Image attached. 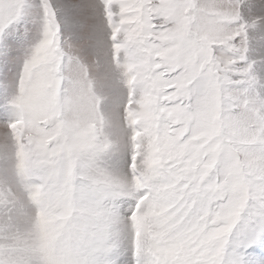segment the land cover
<instances>
[{
  "label": "rangeland",
  "instance_id": "obj_1",
  "mask_svg": "<svg viewBox=\"0 0 264 264\" xmlns=\"http://www.w3.org/2000/svg\"><path fill=\"white\" fill-rule=\"evenodd\" d=\"M0 264H264V0H0Z\"/></svg>",
  "mask_w": 264,
  "mask_h": 264
},
{
  "label": "crops",
  "instance_id": "obj_2",
  "mask_svg": "<svg viewBox=\"0 0 264 264\" xmlns=\"http://www.w3.org/2000/svg\"><path fill=\"white\" fill-rule=\"evenodd\" d=\"M96 1H100V2H102V1H104V0H96ZM99 9L100 10H102V8L101 7H99ZM103 13V12H102ZM111 18H114V16L112 15V17ZM120 25H122L121 23H120Z\"/></svg>",
  "mask_w": 264,
  "mask_h": 264
},
{
  "label": "trees",
  "instance_id": "obj_3",
  "mask_svg": "<svg viewBox=\"0 0 264 264\" xmlns=\"http://www.w3.org/2000/svg\"><path fill=\"white\" fill-rule=\"evenodd\" d=\"M206 181H207V180H206ZM192 186L195 188L196 184L193 183V182H191V183H190V187H192Z\"/></svg>",
  "mask_w": 264,
  "mask_h": 264
},
{
  "label": "bare ground",
  "instance_id": "obj_4",
  "mask_svg": "<svg viewBox=\"0 0 264 264\" xmlns=\"http://www.w3.org/2000/svg\"><path fill=\"white\" fill-rule=\"evenodd\" d=\"M95 7L98 8L97 4H95Z\"/></svg>",
  "mask_w": 264,
  "mask_h": 264
}]
</instances>
